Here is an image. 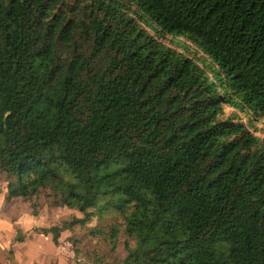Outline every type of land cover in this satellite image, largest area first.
Instances as JSON below:
<instances>
[{"label":"trees","instance_id":"16d2710c","mask_svg":"<svg viewBox=\"0 0 264 264\" xmlns=\"http://www.w3.org/2000/svg\"><path fill=\"white\" fill-rule=\"evenodd\" d=\"M261 123L264 0H0V172L84 215L56 243L114 209L120 264H264Z\"/></svg>","mask_w":264,"mask_h":264},{"label":"crops","instance_id":"0c3cea01","mask_svg":"<svg viewBox=\"0 0 264 264\" xmlns=\"http://www.w3.org/2000/svg\"><path fill=\"white\" fill-rule=\"evenodd\" d=\"M3 180V179H2ZM0 179V264H78L65 231L58 243L44 231L64 223L53 210L34 216L17 200L7 201L8 183ZM27 210L22 209V206ZM14 211V212H13ZM67 211V210H66Z\"/></svg>","mask_w":264,"mask_h":264},{"label":"rangeland","instance_id":"374dc122","mask_svg":"<svg viewBox=\"0 0 264 264\" xmlns=\"http://www.w3.org/2000/svg\"><path fill=\"white\" fill-rule=\"evenodd\" d=\"M148 32L157 37L159 41L163 44L172 47L180 52H184V49H180V46L187 45L191 50V57H194L196 54V48L189 42H184V40H174L172 37L162 34L158 36L155 32L147 27ZM176 41L180 42L181 45H178ZM197 58H199L201 64L203 66H211L210 60L201 52L198 51ZM227 112L231 113L233 110L231 108H227ZM247 122V120L245 121ZM259 128L262 131L256 133L257 136L264 139V124L261 123ZM67 178L72 181H75L71 175L67 174ZM0 179H6V176L0 172ZM2 180V181H3ZM7 182V180H6ZM22 206V209L27 210ZM14 212V211H13ZM92 220L90 223L85 226L77 225L74 227L72 231L66 233L67 239L71 240L70 243L76 244V248L78 253H75V258L78 264H120L121 259L126 256V252L124 250V241L125 236L122 233L124 218L121 214H119L116 210L110 209L105 211L104 213H100L97 209L92 208L90 211ZM46 214L50 213V209H48ZM53 216L57 215V219L62 222H71L75 220V218H84V215L78 212H72L70 210L66 211L65 209L53 210ZM120 228V235L117 240V244L115 248L113 239L111 238V233L113 228Z\"/></svg>","mask_w":264,"mask_h":264}]
</instances>
